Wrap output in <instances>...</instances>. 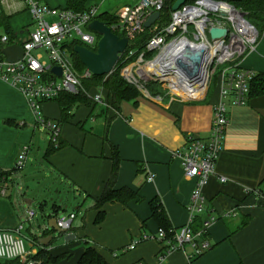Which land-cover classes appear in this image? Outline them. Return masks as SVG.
Listing matches in <instances>:
<instances>
[{
    "label": "crops",
    "instance_id": "crops-1",
    "mask_svg": "<svg viewBox=\"0 0 264 264\" xmlns=\"http://www.w3.org/2000/svg\"><path fill=\"white\" fill-rule=\"evenodd\" d=\"M100 3L103 0L98 4L101 7ZM65 5L64 0L61 8ZM22 13L26 17L22 18ZM0 15L7 17L14 42H25L34 30L30 14L19 2H12L9 9L0 5ZM3 36L5 31L0 25ZM240 65L264 80V29L255 50L245 55ZM210 86L193 100L188 98L199 95L190 96L174 86L172 91L181 97L170 91L158 96L140 92L137 98L120 102L116 109L105 100L97 103L90 98L88 103L75 105L63 122L59 105L43 102L40 117L57 125V147L48 139L41 150L42 161L31 164L40 159V154H34L35 146L39 149V141L35 144V140L45 129L24 96L0 80V173H5L0 177V231L20 229L26 250L32 257L41 253L49 264H78L88 248L95 249L106 264H264V206L249 192L264 189V94L247 98L244 106L223 100L228 126L222 151L214 175L202 189L205 210L189 224L194 233L205 232L210 249L189 261L191 248L185 245L159 261L167 243L157 239L159 227L151 204L157 202L162 207L174 232L188 224L195 180L184 178L175 153L185 149L189 137L207 139L214 108L220 102V81H215L212 90ZM50 144L55 149L60 144L61 148L45 156ZM25 147L26 164L14 172ZM115 152L119 159L116 170ZM42 175L46 180L58 179L73 194L77 203L73 211L53 213L52 205L42 211L40 222L37 212L31 220L26 218L27 211L39 208L28 202L27 194L31 193L33 201H40L44 188L38 181ZM148 177L153 180L148 181ZM220 178L226 182L221 183ZM31 182L37 184L34 191L30 190ZM108 187L130 189L136 197L126 204H105L101 208L104 219L96 224L95 200ZM70 214L75 218L65 234L48 246L38 243L51 217L60 219ZM211 218L214 222L205 228L203 224ZM144 235L155 238L142 240ZM131 243L137 245L124 252Z\"/></svg>",
    "mask_w": 264,
    "mask_h": 264
},
{
    "label": "built area",
    "instance_id": "built-area-1",
    "mask_svg": "<svg viewBox=\"0 0 264 264\" xmlns=\"http://www.w3.org/2000/svg\"><path fill=\"white\" fill-rule=\"evenodd\" d=\"M176 1L128 0L132 3L131 5H124L114 12L106 11L114 17L110 27H107L118 37L128 40L127 49L122 54L124 62L138 51L130 48L131 43L147 33L143 49L136 60L127 63L120 71L121 77L139 92H148L145 87L148 82H158L164 84L168 91L173 93V85L164 77H174V73L164 71L161 75L158 72L167 67L168 60H163L161 67L158 63L182 45L188 49L201 48L198 51L200 52L198 68L201 65L203 69L204 85L200 87L203 92L199 97L188 98L189 100L198 99L206 93L212 77L220 69L217 73L220 81V102L214 108L207 139L189 137L186 140L185 149L175 153L180 160L184 178L195 180V187L188 205V224L178 232L172 229L166 232L162 228L157 230V239L167 243L164 254L159 257L160 262L164 261L168 253L182 249L185 245L191 248L189 261H193L210 249L208 241L204 238L205 232L194 233L189 224L205 210L206 199L202 189L208 179L214 175L215 163L222 151L228 126V111L223 100L230 99L231 105L234 106L246 104L249 84L254 74L242 68L240 62L245 55L255 50L259 40V32L248 22L246 13L234 7L231 2L190 0L178 10L173 11L172 7ZM12 2L24 5V9L31 15L34 30L20 45L10 44L18 45L23 50L22 60L9 63L0 51V80L10 84L24 96L37 122L48 131L51 143L57 147V125H51L40 117L39 106L43 102L55 99L61 93L78 95L84 92L81 79H88L93 75L86 69L81 75L77 73L71 49L82 46L90 51H96L100 37L85 32L82 28L90 31L89 24L99 21L100 6L93 4L84 12H75L65 8H51L44 0H0V5L9 9ZM154 13H159L158 19L149 28H145V23ZM213 28L224 31L221 39L212 41L209 38V30ZM7 41V36L0 39L4 47L9 46L6 44ZM198 52L196 55L191 53V56L188 53L187 56L196 59ZM147 54H153V57L146 59ZM44 56L46 60L43 59ZM53 67L61 69L60 77L51 73ZM147 67L151 69H145ZM197 78L194 81L192 78L189 79L191 90L196 87L201 76ZM90 98L93 102H101V91ZM26 153L27 147L18 156L15 170L20 171L24 168ZM152 180V177H148V181ZM219 180L221 183L226 182L224 178ZM249 192L264 206L263 188H256ZM3 193L4 190H1V194ZM35 214V209L29 210L26 212V218L31 220ZM74 218L75 215L70 214L57 219L56 225L60 229L69 230ZM213 222L214 219L211 218L203 226L206 228ZM154 238L153 235H144L142 240ZM136 245L137 243H131L124 252L133 250ZM31 257L20 235V229L14 232L0 231V261L16 260L19 264H42Z\"/></svg>",
    "mask_w": 264,
    "mask_h": 264
},
{
    "label": "trees",
    "instance_id": "trees-1",
    "mask_svg": "<svg viewBox=\"0 0 264 264\" xmlns=\"http://www.w3.org/2000/svg\"><path fill=\"white\" fill-rule=\"evenodd\" d=\"M88 1L90 0H65L66 5L65 9L72 10L75 12H84L88 7L86 6ZM232 4V3H231ZM237 9H241L242 11L246 12L248 14L249 19L248 22L253 25L257 31L259 32V35L264 29V0H241L237 2L236 4H232ZM167 15V12L165 13ZM114 17L108 12H103L98 16V20L102 23H104L106 26L110 27V22L113 21ZM167 19V16H166ZM0 25L5 31V36H7V45L10 44H19L17 42H14V37L12 33L10 32L7 17L0 15ZM147 38V33L144 35L138 37L135 41L131 43L130 48L137 49V53L130 58L128 61L124 62V55L120 56L119 61L117 62L113 72L110 75H105L102 77H95L91 76L88 79H81L82 87L84 88V92L79 93L78 95H72L69 93H61L58 97L51 101L46 102H56L60 107L61 112V121H66L67 117L69 116V112L72 110V108L81 103H88L90 102V97L97 94L100 90L102 91L104 98L102 97L101 100H105L108 104V102L111 104L113 108H117L120 102L122 101H130L138 96H140V92L132 85L128 84L120 75L121 69L127 64L130 63L138 57L139 53L143 49L144 43ZM1 39V37H0ZM4 45L0 42V51ZM95 51V50H92ZM71 53L73 56V62L75 64V67L78 71V73L81 75L85 71V67L80 63L78 60L76 54L74 53L73 49H71ZM153 57V54H147L146 59H150ZM216 80L218 79V76L216 75ZM156 84L154 82H148L145 87L147 91L152 96H158L161 93L158 92V89ZM100 87V88H99ZM88 94V95H87ZM264 94V80L260 75L254 76L249 84V94L248 98L254 95H262ZM90 96V97H89ZM58 148H61V145L59 144ZM58 148H54L53 145H49L45 156H48L49 154L53 153ZM113 166L116 170L117 164L119 162V159L117 157V154L115 152L113 156ZM14 172H17V170H13ZM4 176L5 173H0V177ZM264 183V182H263ZM69 191V190H68ZM136 194L132 192L130 189L123 188L120 190L113 189L112 187H108L104 192L101 194V196L95 200L94 209L98 211V214L95 219V223L99 224L104 219V212L101 211V208L107 204L112 202H120L122 204H126L128 201L135 199ZM75 198V197H74ZM43 201L41 204L38 205L40 211H43L44 207ZM53 213H57L60 211V207L58 205H53ZM152 209V216L156 223L158 224L159 228L164 229L166 232L169 231L170 225L168 218L162 209V207L157 203L153 202L151 204ZM50 217V216H49ZM48 217V218H49ZM33 260L39 261L42 264H49L47 263V257L44 255L37 254L33 257H31ZM4 263H14L19 264L18 261H3ZM78 264H106L102 258V256L96 252L93 248H88L85 250L83 255L80 257Z\"/></svg>",
    "mask_w": 264,
    "mask_h": 264
},
{
    "label": "water",
    "instance_id": "water-1",
    "mask_svg": "<svg viewBox=\"0 0 264 264\" xmlns=\"http://www.w3.org/2000/svg\"><path fill=\"white\" fill-rule=\"evenodd\" d=\"M190 0H177L172 10L176 11L184 3ZM227 2H239L241 0H216ZM159 17V13H154L145 23V28H149ZM89 30L94 32L100 37L97 43L96 51H90L82 46H75L74 53L76 54L80 63L95 77H102L110 75L120 56L126 51L128 46V40L126 38H120L111 32L110 28L100 21H93L89 24ZM209 35L212 41L219 40L224 35V31L221 29L213 28L209 30ZM1 54L4 56L7 62L15 63L23 59L24 52L18 45H9L1 50ZM51 73L57 77L61 76V69L59 67L51 68ZM196 79H198L196 77ZM195 79V80H196ZM194 81V79H192ZM57 216L51 217L47 223L41 235L38 243L43 246H48L50 241L58 239L60 235H63L67 230L60 229L56 225Z\"/></svg>",
    "mask_w": 264,
    "mask_h": 264
},
{
    "label": "rangeland",
    "instance_id": "rangeland-1",
    "mask_svg": "<svg viewBox=\"0 0 264 264\" xmlns=\"http://www.w3.org/2000/svg\"><path fill=\"white\" fill-rule=\"evenodd\" d=\"M99 2L100 1H98V2H94V1H92L91 2V4L93 5V4H99ZM47 3H48V5L52 8V7H56V8H61V7H63L64 6V0H47ZM232 4H236L237 2H231ZM132 3L131 2H128V0H103V3H100V5H101V7H99V13H101L102 11L103 12H106V11H112V12H114V11H118L119 10V8H121L122 6H124V5H131ZM4 8V7H3ZM241 10V9H240ZM246 13V12H245ZM20 15V14H19ZM23 17L22 18H24V17H26V16H24V15H26V14H24V13H22L21 14ZM31 16V15H30ZM12 17H15V15L14 16H12ZM246 18L247 19H249V17H248V14L246 13ZM31 20H32V18H31ZM32 23H33V21H32ZM83 29V31H85V32H89L90 34H92V35H95V33L94 32H92V31H88V30H86V28H82ZM209 38H210V36H209ZM37 52H43V51H37ZM44 60H46V57L44 56V58H43ZM75 65V64H74ZM86 69V68H85ZM75 70L77 71V69H76V67H75ZM219 71H220V69H218V71L216 72V75H217V73H219ZM77 73H78V71H77ZM84 73V72H83ZM79 74V73H78ZM80 75V74H79ZM216 75H214L213 77H212V79H211V90L213 89V86L215 85V79H216ZM174 78H175V76H174ZM172 80V78H168V80L169 81H171ZM158 83V82H157ZM156 86H157V88H159L158 89V92L159 93H161V94H164L165 92H167L168 91V89L165 87V85L164 84H162V83H158V84H156ZM100 88V87H99ZM174 93V92H173ZM174 94H176L177 96H180V94H177V93H174ZM181 97V96H180ZM43 138V139H42ZM40 139H41V141H40ZM48 139H49V136H48V134H47V131H45V130H40V133L39 134H37L36 135V140H35V144H37V142L39 141V149H37V147L35 146V149H34V154H36V156L37 155H39L40 154V159H36L35 161H34V163H31V164H35L37 161L38 162H40V161H42V153H41V150L43 151V148L45 149L46 148V146H47V143H48ZM41 148V149H40ZM39 152V153H38ZM33 154V153H32ZM30 165L27 167V169H30ZM35 168V167H34ZM38 172V171H37ZM36 173V172H35ZM26 175H28V174H26ZM40 184H41V186L44 188V189H46V191L43 189L42 190V192H43V194H42V196H41V198H40V201H33L32 200V197H31V193L30 192H28V194H27V197L29 198V200H28V202L32 205V206H38L39 204H41L43 201H44V199L46 200V204L44 205V207H43V211L45 210V212L47 211V209H50V207L52 206V205H58L59 207H60V211L61 210H64L65 211V213H68V212H70V211H73L74 210V208L76 207V205H77V203L75 202L76 200H75V198H74V196H73V194L71 193V192H69L68 190H67V188H65V186L64 185H62L61 183H60V181H58V179H54V180H46V179H44V177H43V175L41 176V178H40V181H38ZM27 183V182H26ZM31 185H33V190H32V188L30 189L31 191H34V187H35V185H37V184H35L34 185V183L33 182H31L30 183ZM37 202V203H36ZM76 203V204H75ZM35 204V205H34ZM36 212H37V217H36V219H37V221H41L42 219H43V217H41V215H42V211H40V209L39 208H37V210H36ZM61 215H62V213H60Z\"/></svg>",
    "mask_w": 264,
    "mask_h": 264
},
{
    "label": "bare ground",
    "instance_id": "bare-ground-1",
    "mask_svg": "<svg viewBox=\"0 0 264 264\" xmlns=\"http://www.w3.org/2000/svg\"><path fill=\"white\" fill-rule=\"evenodd\" d=\"M185 45V44H184ZM187 46V45H186ZM188 47V46H187ZM201 48L200 47H193L191 49L186 48L185 46H181L178 50L174 51L173 53L168 54L166 59L163 57L158 65L161 67L163 60H168V65L166 68L160 69L158 72L162 75V72H172L174 73V77H164L168 80V78H172L169 81L177 90H180L183 93H190V96H197L200 95L203 91L200 90V87L203 86V69L200 65L198 68V62L200 57V52H198ZM198 52V55L194 58H190L187 56H191V53L195 54ZM196 60V62H195ZM145 69H151L150 67ZM202 69V70H201ZM197 76H201L200 81L197 83L196 87L191 90L189 79H196Z\"/></svg>",
    "mask_w": 264,
    "mask_h": 264
}]
</instances>
